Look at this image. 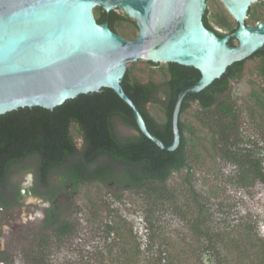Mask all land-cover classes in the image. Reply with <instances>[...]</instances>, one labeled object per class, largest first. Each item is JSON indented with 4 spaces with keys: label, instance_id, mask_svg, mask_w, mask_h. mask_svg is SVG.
Segmentation results:
<instances>
[{
    "label": "rangeland",
    "instance_id": "obj_1",
    "mask_svg": "<svg viewBox=\"0 0 264 264\" xmlns=\"http://www.w3.org/2000/svg\"><path fill=\"white\" fill-rule=\"evenodd\" d=\"M116 11L125 14L121 8ZM94 12L98 18L102 9L96 7ZM208 12L209 21L220 32L229 33L217 23V15L226 16L233 26L237 24L220 0H208ZM251 12L246 19L249 25H255L257 17L264 21V0L253 2ZM116 30L127 39L139 33L136 19L131 17L118 20ZM259 60L248 59L244 76L231 80L230 89L222 96L237 112L234 129L232 118L215 108L204 111L197 101L181 115L194 130L186 133L192 168L174 173L168 180L173 198L167 197V192L150 194L98 182L83 183L63 216L73 229L60 234L53 228L41 227L43 209L49 203L40 195L48 186L32 181L18 183L21 170H35L38 159L33 157L15 165L10 179L13 183L0 182V191L9 194L7 201L21 185L37 187L39 194H27L24 188L22 202L11 206L13 217L0 235V264L264 263V182L250 163L253 159L261 161L264 172V107L252 98V92L257 91L264 101ZM128 65L131 73L143 81L153 78L163 82L168 73L167 63L163 62L151 66L140 59ZM160 89L157 96L164 99L167 87L162 83ZM147 106L157 121L165 119L160 104ZM114 125L120 138L136 133L119 117L114 118ZM228 125L229 140L222 134ZM71 131L81 148L83 139L78 126L72 124ZM63 170H53L51 190L59 184L55 182ZM27 177L32 179V173ZM110 227L113 230L108 232ZM206 230L213 236L211 242L201 234Z\"/></svg>",
    "mask_w": 264,
    "mask_h": 264
},
{
    "label": "water",
    "instance_id": "obj_2",
    "mask_svg": "<svg viewBox=\"0 0 264 264\" xmlns=\"http://www.w3.org/2000/svg\"><path fill=\"white\" fill-rule=\"evenodd\" d=\"M220 1L237 23L224 35L205 25L208 0H0V114L26 106L52 110L80 94L111 88L131 108L145 136L161 149L176 150L185 98L264 48V21L246 22L257 0ZM97 5L108 13L121 8L135 18L136 38L98 22ZM231 38L237 43L230 44ZM140 59L200 71L199 79L177 95L170 144L149 129L122 85L128 63Z\"/></svg>",
    "mask_w": 264,
    "mask_h": 264
},
{
    "label": "trees",
    "instance_id": "obj_3",
    "mask_svg": "<svg viewBox=\"0 0 264 264\" xmlns=\"http://www.w3.org/2000/svg\"><path fill=\"white\" fill-rule=\"evenodd\" d=\"M98 8L102 9L98 21H108L116 32L118 20H130L126 14L121 15L116 10L108 13L102 7L98 6ZM208 13L207 8L204 16L206 26L214 29L219 35H224L225 33L213 27ZM251 13L250 7L249 15ZM216 17L217 23L227 28L229 33L236 29L237 24L231 25L226 16ZM257 18V21L262 20L261 17ZM234 40L231 38L230 44H235ZM255 57L260 59L257 65L258 72L264 76V48L248 59ZM248 59L229 66L221 78L216 79L203 91L189 94L183 102L181 115L190 108L192 102L197 101L204 111L215 108L223 115L232 118L231 126L234 129L238 118L237 112L229 99H222V96L230 89L231 80L244 76L245 63ZM147 63L151 66H159V63L151 61ZM167 71L165 75L167 79L164 78L163 82H157L153 78L143 81L131 73V67L128 65L122 85L140 108L149 129L164 143L170 144L173 140L172 113L177 95L183 87L199 79L200 71L192 66L178 63H167ZM162 83L167 87L164 90L166 94L164 99L157 96V92L161 91ZM252 98L258 106L264 107V101L257 91L252 92ZM149 103L160 104L165 115L163 121H157L151 114L147 106ZM181 115L179 122L181 143L176 150L168 151L158 147L140 131L131 108L111 88L80 94L52 110L41 106H26L0 114V180L6 177L12 164L20 162L27 156L38 155L42 180L47 179L54 166L63 165L64 173L75 182L73 184L76 190L83 184L82 182L92 183L101 180L107 187L113 186L115 189L126 187L150 194L167 192V197L173 198L174 192L167 187L168 180L174 173L181 172L185 168L189 171L192 168L188 160L189 138L186 133L194 130L181 118ZM116 116L121 117L137 132L120 138L114 125ZM72 124L78 126V132L82 136L81 148H78L71 131ZM231 126L224 127L222 132L228 140ZM77 153L81 155L80 159H69ZM250 163L255 166L258 176L264 182L261 161L253 159ZM186 178L189 179V173ZM112 181L115 183H110ZM50 193L52 191L50 192L48 187L44 194L50 195ZM70 207L71 204L67 207L52 205L46 209L45 218L41 222L42 229L53 228L60 234L71 232L72 224L63 219ZM111 230L113 227H110L108 232ZM201 234L211 242L213 238L211 233L206 230ZM261 253L263 258L264 248Z\"/></svg>",
    "mask_w": 264,
    "mask_h": 264
},
{
    "label": "flooded vegetation",
    "instance_id": "obj_4",
    "mask_svg": "<svg viewBox=\"0 0 264 264\" xmlns=\"http://www.w3.org/2000/svg\"><path fill=\"white\" fill-rule=\"evenodd\" d=\"M98 22H100V21H98ZM102 22H108V21L105 20V21H102ZM108 24H109V22H108ZM117 117L118 116H116L115 118H117ZM119 119L122 120L121 117H119ZM123 123L126 126H128L124 121H123ZM132 129H134V128H132ZM135 132H137V131L135 130ZM75 156H77L76 159H80V157H81V155L79 153H77L76 155L72 156L71 158H73ZM33 157H36L35 159H38V164H37L38 166H37V168L35 170H29V168H28V170H26V169L25 170H21V173L23 172V174L20 177L18 183H31V181L33 183H48L47 186L50 189V186H49L50 183H51V181H50V175L53 173V170L54 169H59V168L63 169L62 168L63 165H61V166H54L50 170V172H49V174L47 176V179L46 180H42L41 174L39 173L40 158H39L38 155H30V156H27L24 159H22L20 162H17V163L12 164L9 167V169H8V172H7L6 177L4 179L0 180V182L1 183H13V182H10V179H11V171H12L13 167L15 165L24 163V162L28 161L29 159H31ZM71 158H69V159H71ZM106 158L112 160L110 157H106ZM73 159H75V158H73ZM64 171H65V168H64L63 172L61 174H59V180L57 182H55V183H59V184H57L56 186H54L53 187V190L50 189V192L52 191V193H50V195H45V194L40 195L41 197H43L49 203L43 209V218H45L46 209H49L50 207H52V205H55L56 207H67L70 204H71V206L73 204L72 202H73L74 196L77 194L78 190H76L74 188V184L73 183H75V182L74 181H71L70 178H68V176L64 173ZM29 173H32V179H29L27 177L29 175ZM94 182L102 183L101 180H96ZM82 183H84V182H82ZM110 183H115V182L112 181ZM24 188H26V193L27 194H30V195H34V194L35 195H38L39 194V191H38L37 187L31 186V185H28L27 187H23V185H21L19 187L17 193L14 194V195H12V197H10V199H9L10 201H7L8 200L7 198L9 196V194L7 193V191H5V190L0 191V235L3 232L4 226L5 225L7 226L8 222L13 217V210H12V207L11 206L13 204H15V203H19L20 204L22 202V196H23L22 195V192L24 191ZM47 190H48V188H47ZM16 209H18V208H16ZM0 240H1V238H0ZM1 246H2V243L0 241V257L3 256L2 255L3 250L1 249ZM2 262L4 263L5 261H2Z\"/></svg>",
    "mask_w": 264,
    "mask_h": 264
},
{
    "label": "bare ground",
    "instance_id": "obj_5",
    "mask_svg": "<svg viewBox=\"0 0 264 264\" xmlns=\"http://www.w3.org/2000/svg\"><path fill=\"white\" fill-rule=\"evenodd\" d=\"M98 6H100V5L95 6V8L98 7ZM232 16H233V15H232ZM233 18H234V16H233ZM234 20H235V18H234Z\"/></svg>",
    "mask_w": 264,
    "mask_h": 264
}]
</instances>
